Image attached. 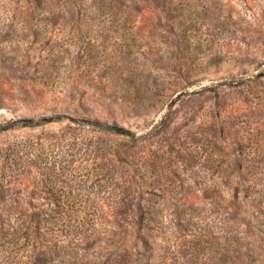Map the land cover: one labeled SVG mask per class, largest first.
<instances>
[{"label": "rangeland", "instance_id": "374dc122", "mask_svg": "<svg viewBox=\"0 0 264 264\" xmlns=\"http://www.w3.org/2000/svg\"><path fill=\"white\" fill-rule=\"evenodd\" d=\"M1 125L32 202L163 264H264V0H0Z\"/></svg>", "mask_w": 264, "mask_h": 264}, {"label": "trees", "instance_id": "16d2710c", "mask_svg": "<svg viewBox=\"0 0 264 264\" xmlns=\"http://www.w3.org/2000/svg\"><path fill=\"white\" fill-rule=\"evenodd\" d=\"M72 121L93 130L128 134L127 130L115 125L90 119ZM0 129L4 130L6 126L1 125ZM11 183L14 182H0V264L164 263L161 255L152 260L160 249H151L143 238L140 239L141 249L127 250L121 244H115L120 230H114L120 218L109 221L112 228L100 232L97 226H101L103 220L89 223L87 219L61 216L64 205L71 207L66 200L55 199L45 207L44 202H32L27 192L15 190ZM115 206L121 207L119 203ZM105 231H108V238L104 236Z\"/></svg>", "mask_w": 264, "mask_h": 264}]
</instances>
